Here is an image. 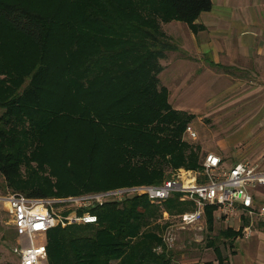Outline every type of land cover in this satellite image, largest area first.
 Wrapping results in <instances>:
<instances>
[{
    "label": "trees",
    "instance_id": "trees-1",
    "mask_svg": "<svg viewBox=\"0 0 264 264\" xmlns=\"http://www.w3.org/2000/svg\"><path fill=\"white\" fill-rule=\"evenodd\" d=\"M212 6V0H0L6 184L30 197H60L159 184L169 168H198L199 147L182 139L196 115L173 107L159 77L161 59L179 49L160 22L193 26ZM179 196L166 200L170 213L183 210ZM215 210L206 208L210 228ZM91 211L97 223L48 231L47 264H177L163 238L161 206L147 195ZM220 233L234 244L231 227Z\"/></svg>",
    "mask_w": 264,
    "mask_h": 264
},
{
    "label": "built area",
    "instance_id": "built-area-1",
    "mask_svg": "<svg viewBox=\"0 0 264 264\" xmlns=\"http://www.w3.org/2000/svg\"><path fill=\"white\" fill-rule=\"evenodd\" d=\"M186 130L192 138L197 137L191 125ZM260 186L264 187V169L249 160L225 167L222 157L210 152L204 159L202 171L192 170L181 177L165 179L159 184L124 186L60 197H30L12 191L1 196L0 200L11 216L18 237L17 252L21 264H47V234L51 228L97 223L98 216L91 211L92 207L110 200L122 201L134 194H145L151 202L159 203L180 193L182 201L192 204L180 215L179 224L183 228L201 224L207 206H215L216 211L227 216L239 215L238 211L243 210L250 219L241 230V238H250L257 224L261 221L264 223V203L256 206L253 192ZM165 214L168 218V213ZM163 238L169 247H173L176 232L168 228Z\"/></svg>",
    "mask_w": 264,
    "mask_h": 264
},
{
    "label": "rangeland",
    "instance_id": "rangeland-1",
    "mask_svg": "<svg viewBox=\"0 0 264 264\" xmlns=\"http://www.w3.org/2000/svg\"><path fill=\"white\" fill-rule=\"evenodd\" d=\"M172 21L177 20L161 21V27L179 45V41L170 32V29L176 30V28L173 29ZM164 60L161 59V62L163 63ZM234 74L236 76L233 79L222 76L219 81H214L212 93L206 94L205 100L208 102L200 98L197 99V103H194L192 101L194 99H190L188 95H183V93H187L183 89L184 85L186 88L191 87L193 82L179 83L180 89L175 90V85H171L168 83L169 81L161 80V84L170 86L171 99L176 92L172 100L176 107H183L182 109L190 112L194 108V106H190V103L196 104L195 107L197 105L200 107V111L193 110L196 117L186 125V128L191 125L195 129L197 137L192 138L185 128L182 138L190 145L199 147L200 166L198 168H169L165 179L173 176L181 177L184 173L192 172V170L202 171L204 159L210 152L220 154L229 165L246 157L252 159L262 157L261 154L264 153V81L250 80L248 79L250 77L242 80L241 72L235 71ZM159 77L163 79L162 75ZM201 85L204 84L200 83ZM2 111L0 108V115ZM242 135L244 136L242 137ZM12 191L14 190L6 184L0 171V197ZM179 200L182 201L180 196ZM165 202L154 204L161 206L162 217L159 219V223L165 226L162 234L164 235L168 228H173L176 232L174 259L177 264H211L217 260L215 246H218V250L224 253L233 251L234 245L220 233L222 229L229 227L232 223L230 219H226V215L215 217L212 228L208 226L207 215L201 224L183 228L179 224L180 215L184 210L192 207V204L186 203L187 201L184 200L182 201V211L170 213ZM166 212L168 218L165 217ZM5 234L8 235V239H2ZM17 245L18 237L15 234L11 216L3 201L0 200V263L21 264Z\"/></svg>",
    "mask_w": 264,
    "mask_h": 264
},
{
    "label": "crops",
    "instance_id": "crops-1",
    "mask_svg": "<svg viewBox=\"0 0 264 264\" xmlns=\"http://www.w3.org/2000/svg\"><path fill=\"white\" fill-rule=\"evenodd\" d=\"M212 2V9L202 12L193 26L179 20L174 21L176 23L172 21L173 29L176 30L170 29V32L179 41V49L167 52L162 63L164 70L160 74L162 81H169L168 83L176 86L173 87L175 90L180 89L179 83L193 82L191 87L186 88L184 85L183 89L187 93L183 95L194 99V103L200 98L208 102L205 100L206 94L212 93L213 82L219 81L222 76L233 79L235 71L242 73V80L250 77V80L264 81V0ZM200 83L204 85L200 86ZM163 85L168 88L169 101L173 104L176 92L171 99L170 86ZM195 105L190 103L194 108L188 112L195 114L193 110L200 111V107ZM173 107L184 110L174 104ZM261 156L259 155V159L246 157L242 160H249L258 168L264 169V153ZM222 159L225 167L230 166L223 157ZM253 192L255 205L263 204L264 187L260 186ZM238 213L239 215L232 217L226 215V219L232 222L229 227L237 232L233 251H220L221 260L216 253L217 260L211 264H264V223L261 221L257 224L252 237L241 238V230L250 218L243 210ZM214 214L216 218L225 216L216 210Z\"/></svg>",
    "mask_w": 264,
    "mask_h": 264
}]
</instances>
